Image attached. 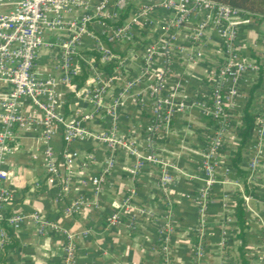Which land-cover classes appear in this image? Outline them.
<instances>
[{
  "label": "crops",
  "instance_id": "1",
  "mask_svg": "<svg viewBox=\"0 0 264 264\" xmlns=\"http://www.w3.org/2000/svg\"><path fill=\"white\" fill-rule=\"evenodd\" d=\"M139 2L152 5L151 10L140 14ZM13 3L14 0H3L0 11L10 9ZM107 23L127 26L125 38L112 43L104 40L113 59L103 63L99 55L96 60L91 53L97 52L95 40L84 36L78 54L92 57L95 71L79 58L75 74L64 81L56 68L58 49L51 47L39 51L36 76L55 79L65 119L82 120L92 114L90 122L82 123L88 132L98 135L113 128L116 137L130 143L132 148L143 155L153 153L159 161L170 165L172 181L162 194L158 187L160 164L144 162L136 166L135 157L120 146L113 152L112 165L107 169L110 154L107 144L92 136L67 146L73 155L67 167L61 159L66 144L57 134L51 146L60 180L47 184L40 125L19 129L4 159L6 183L13 193L6 206L7 213L37 212L52 225L44 234L29 221L16 231L4 228V236L0 235V264H57L62 261L67 236L74 246V264H240L241 241L233 216L238 197L242 198L248 222L244 236L246 264H264V134H258L259 130L264 133V70L260 65L259 42L262 23L252 19L232 26L235 48L251 67L239 82L237 97L226 108L225 128L218 133L213 158L218 184L210 194L203 240L195 228L196 196L201 186L199 164L217 130L214 122L207 125L210 118H206L201 105L208 104L209 87L216 77L215 64L225 53L219 31L229 25L207 21L203 9L181 17L178 11L161 8L159 0H133L126 9L107 19ZM87 29L99 37L94 20ZM68 36L64 33L60 39ZM47 37L54 41L52 35ZM149 44L154 47V55L146 64L144 50ZM107 63L113 64L109 73L98 67ZM81 67L87 70V77L78 86L73 83V76L80 73ZM161 71L165 73L163 81L169 92L160 96L171 105L162 107L164 122L150 133L148 128L154 118L149 108L152 90ZM99 83L105 86L102 108L96 112L84 91L97 89ZM127 84L130 85L124 98L118 101L121 88ZM9 90V84L0 81V96ZM246 106L256 116V126L241 149L237 168L244 173L239 175L232 162L239 144L240 117ZM22 109L27 115L40 117L27 100ZM251 159L253 169L249 168ZM101 177L103 182L95 191L93 180ZM81 181H86V185ZM245 185L253 195L244 193ZM79 195L86 199V204L71 215L64 214V208ZM165 198L173 219L168 250L163 252L158 227L166 221L168 213ZM116 211L118 219L110 224L109 218ZM6 243L9 246L3 249ZM200 243L202 255L196 257L193 248Z\"/></svg>",
  "mask_w": 264,
  "mask_h": 264
},
{
  "label": "built area",
  "instance_id": "2",
  "mask_svg": "<svg viewBox=\"0 0 264 264\" xmlns=\"http://www.w3.org/2000/svg\"><path fill=\"white\" fill-rule=\"evenodd\" d=\"M133 0H14L12 7L8 10L0 11V81L9 84L10 90L7 94L0 96V223L5 222V227L10 231H16L23 223L29 221L38 225L41 234L46 233L52 225L47 219L41 217L37 212L19 213L13 212L5 216L6 206L13 197L11 188L7 186V171L4 168L5 156L11 151L12 143L15 139L16 131L26 129L33 124L40 125L42 131L40 141L43 147V155L46 159L45 181L47 184H56L60 180V173L56 166V160L51 146L53 138L60 134L64 141L65 149L61 153L63 163L69 167L73 161L72 152L67 147L75 140H84L87 136L107 144L109 149L106 168L112 165L113 152L120 146L132 154L136 159V166L147 162L153 165L160 164L158 171V187L160 192L165 193V189L172 181L169 172L170 165L162 163L153 153L142 154L138 149L131 147V144L116 137L113 128L98 135L88 132L83 126V120L90 122L92 114L85 115L83 119L67 120L63 117V100L57 91V83L54 78L40 79L36 76L35 68L39 51L43 48L55 47L58 49L56 68L59 70L61 78L69 81L75 74L79 58L82 59L91 69L95 71L92 57L78 54V47L82 44V38L89 36L95 40V49L100 55L103 63L113 59V53L105 46V41L112 43L115 40L123 39L126 36L127 26L110 25L107 19L113 18L118 12L123 11ZM3 0H0V6ZM137 8L140 14L147 13L151 6L145 2H139ZM159 6L167 11H178L182 16L193 13L199 9L206 12V20L213 21L214 24L227 23L219 31L220 41L225 51L221 60L215 64L216 77L209 87L208 104L202 103L203 113L209 115L214 120L216 130L214 136L209 139L207 153L201 161L204 175V186L197 194L196 204L200 206V216L204 210L213 178V158L218 144L219 132L225 128L227 116L226 108L233 104L239 92V82L244 77L247 69L251 65L243 61L235 48V35L232 26L239 22L255 20L250 12L211 0H159ZM238 19H240L238 21ZM98 26L99 37H94L87 26L91 21ZM263 25L259 37L261 46V69L264 70V19L260 21ZM68 34L65 40L60 39V35ZM52 35L51 41L47 35ZM145 62L149 64L154 55V47L149 44L145 48ZM260 67V66H259ZM258 68V67H256ZM164 71L158 74V83L152 92L150 112L154 117L148 128L149 132L157 131L161 127L164 116L163 108L171 105L170 102L160 96V91L166 90L163 81ZM130 84L121 88L119 100L122 101L124 94ZM105 84L99 83L97 89H85L86 96L93 102L95 111L102 108L101 96ZM27 100L40 114L38 119L23 112V102ZM115 103L117 101L115 100ZM114 119V115H113ZM114 121V120H113ZM112 121V125L114 122ZM259 136H263L261 130ZM254 159L249 161V168L253 169ZM99 180H93L94 190L100 188ZM86 185V181H81ZM245 200L248 198L244 197ZM167 205L168 213L166 221L159 225L158 240L161 249L165 252L166 244L172 228V216L169 214V201L163 199ZM86 204V199L80 196L73 199L64 208V214L71 215L81 209ZM118 219V212H113L109 218V223L113 224ZM5 229L0 227V235L4 236ZM196 233L202 239L203 225L197 226ZM194 255H202L201 243L194 249ZM74 246L70 236H67L64 245V255L62 261L57 264H74Z\"/></svg>",
  "mask_w": 264,
  "mask_h": 264
},
{
  "label": "trees",
  "instance_id": "3",
  "mask_svg": "<svg viewBox=\"0 0 264 264\" xmlns=\"http://www.w3.org/2000/svg\"><path fill=\"white\" fill-rule=\"evenodd\" d=\"M211 1L222 3L225 5H228L229 7H232V8H238V9L246 10V11H248L254 15L255 21L260 22L262 19H264V0H211ZM125 14H126V12L122 13L121 18L124 17ZM118 22H120V20ZM91 53L94 56V58L96 60H98L99 54L95 51H91ZM98 67L109 73V72H111L113 64L112 63H110V64L109 63L98 64ZM258 71H259V68H258ZM258 73H260V71ZM86 77H87V70H85L84 67H81L80 73L73 76V83L80 86L83 83V81L86 79ZM255 86H256V84H254L250 88L251 89L250 91H253ZM206 118H210V121L206 122L207 125L212 124L214 122V120L209 115H206ZM255 121H256V116L251 114L248 111V107L246 106L242 112L241 117H240V126H239L238 132H237V136L239 138V144H238L236 151L234 153V158H233V162H232L234 167H236L237 173L239 175L244 173L240 169L237 168V164L240 161L241 149H242L244 143L246 142V140L249 139V137L251 136V133L253 132V130L256 126ZM244 177H245V174H244ZM244 193L248 194V195H253L252 190L248 189L246 185L244 186ZM242 202L243 201H242L241 197H238L236 199L234 207H233V216H234L235 225L238 228V234L237 235L241 241V244L238 247L240 264H246L245 250H244V246H245L244 236H245V231L248 228V222L246 219L245 211L242 207ZM8 215H9V213H7V210H6L5 216H8ZM0 227L6 228L4 221H1ZM7 238H9V240H11V236L9 233H7ZM8 246H9V244L6 243L4 245L3 249H6Z\"/></svg>",
  "mask_w": 264,
  "mask_h": 264
},
{
  "label": "rangeland",
  "instance_id": "4",
  "mask_svg": "<svg viewBox=\"0 0 264 264\" xmlns=\"http://www.w3.org/2000/svg\"><path fill=\"white\" fill-rule=\"evenodd\" d=\"M167 92H169L168 87H166V90L165 91H162V93L160 91V94L162 96L164 94H167ZM213 163H214V165H213V171L214 172H213V178H212V180H213L214 183L211 185V189L209 190L208 197H207L206 201L204 202V210L202 212V216H200V206H198L197 204H195L196 205V213H197V215H196V227L195 228L197 229V226L203 225V236H202V240L205 238V235H206L205 227H206V223H207V219H208V207H209L208 204H209V200H210V194L213 191L214 187L218 184V179L216 177V164H215L214 159H213ZM199 170L201 172V177H200L201 186H200L197 194L199 193L200 189L204 186V182L203 181L205 179L204 178V175H203V168L201 166V162L199 164ZM197 201L198 200H197V196H196V202ZM172 219H173V217H172ZM197 235L199 236V234H197ZM167 250L168 249L166 247L164 251H167ZM193 250H194V248H193ZM193 253H194V251H193Z\"/></svg>",
  "mask_w": 264,
  "mask_h": 264
}]
</instances>
